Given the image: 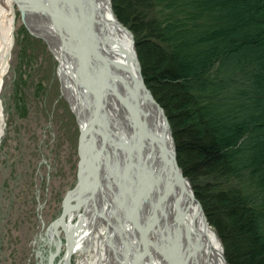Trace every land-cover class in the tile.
Here are the masks:
<instances>
[{
	"label": "bare ground",
	"instance_id": "6f19581e",
	"mask_svg": "<svg viewBox=\"0 0 264 264\" xmlns=\"http://www.w3.org/2000/svg\"><path fill=\"white\" fill-rule=\"evenodd\" d=\"M58 1L61 2L0 0V89L13 44L16 6L26 28L43 38L55 55L62 94L81 129L82 160L76 186L63 200L59 218L47 230L49 243L63 247V253L58 262L49 264H73V255L78 257L75 264H229L216 231L192 196L188 183L177 181L181 174L174 156L170 125L154 96L142 87L144 79L134 40L115 17L111 0H72L75 8L90 19L94 32V40L90 41L98 71L94 87L87 75L89 70L85 73L82 70L80 49L65 37L68 26L76 22L74 13L66 5L59 7ZM77 32L86 35L84 26L79 25ZM90 71L95 74L94 64ZM78 76V81L81 76L87 79L85 86L90 80L88 87L92 92L96 89L101 99L104 91L110 93L109 90L116 87L107 98L110 109L106 110V117L110 128L116 132L115 141L124 146L121 154L128 159L129 168L120 166L121 162L115 159L118 150L112 151L107 146L108 140L101 137L89 114L80 110L82 101L73 83ZM128 85L134 87V98L128 95ZM128 97L133 99L131 108L127 104ZM86 104L87 111H91V102ZM2 130L0 101V136ZM167 165L172 166L174 172L171 173ZM122 173L137 179L136 186L127 187L128 179ZM123 188L136 193L138 205L147 210L156 205L163 214L156 223L159 236L150 260L151 243L146 246L140 239L144 215H138L137 227L134 226L130 193L121 192Z\"/></svg>",
	"mask_w": 264,
	"mask_h": 264
},
{
	"label": "trees",
	"instance_id": "16d2710c",
	"mask_svg": "<svg viewBox=\"0 0 264 264\" xmlns=\"http://www.w3.org/2000/svg\"><path fill=\"white\" fill-rule=\"evenodd\" d=\"M111 6L227 262L264 264V0Z\"/></svg>",
	"mask_w": 264,
	"mask_h": 264
},
{
	"label": "rangeland",
	"instance_id": "374dc122",
	"mask_svg": "<svg viewBox=\"0 0 264 264\" xmlns=\"http://www.w3.org/2000/svg\"><path fill=\"white\" fill-rule=\"evenodd\" d=\"M15 9L0 89V264L56 263L63 247L49 243L47 230L76 186L82 137L61 93L55 55Z\"/></svg>",
	"mask_w": 264,
	"mask_h": 264
},
{
	"label": "water",
	"instance_id": "95a60500",
	"mask_svg": "<svg viewBox=\"0 0 264 264\" xmlns=\"http://www.w3.org/2000/svg\"><path fill=\"white\" fill-rule=\"evenodd\" d=\"M48 1H51V0H47V2ZM52 1H54V0H52ZM58 2H60V1H58ZM58 5H59V7H61V5L62 6L66 5V7H68L74 13V16H75L74 18L76 19L77 23L73 22V24L71 26H68V28L66 29L67 31L65 32V37H66V40L68 42H70L75 47H78L80 49V51H81L80 55L83 57V64L81 66L82 70H83L84 73H85V71L88 72L87 69L89 70L87 75L90 77L91 82H93V86H91V87H94V84L96 85V82L98 80V71H97V60L96 61L94 60L95 51L93 50V44H90V41L94 40V37L92 35V33H94V32H93V30L91 29V26H90L91 25L90 24L91 21H90V19L85 17L79 10H77V8H75L76 6H75V4H74V2L72 0L71 1H67V0H63L62 1L61 0V2L58 3ZM120 24L122 25V23H120ZM79 25L80 26H84V29L86 31L85 37L80 35L77 32V30L79 28ZM123 27H125L128 30V32L130 33V35H131V37L133 39V35H132L131 31L126 26H123ZM133 43H134V41H133ZM91 58H92L93 62H92V60H90ZM88 59H89V61H88ZM92 64H94V66H95V71H94L95 74L91 73V71H90V66L92 67ZM85 65H86V68H85ZM77 78H79V76L75 77V79H77ZM85 80H87V79H83V77L81 76V79H79V81H78V79L73 81L74 85L76 86L77 97L80 98V101H82V105L80 107V110L85 115L89 114L88 117L91 118L93 123L96 125V127L99 128V131H100V133L102 135L101 137L104 140L105 139L108 140L107 146H109L112 151H113V149H117L118 150V153L115 150H114V152L117 153V156L115 157V159H117V162H118V160L121 162L120 166H122V168H124V167L125 168H127V167L129 168L130 165L127 163L128 159L125 157V155L121 154L122 150H124V146L122 144L118 145L117 142L115 141L116 138L113 135L116 132L110 128V125L108 124V118L106 117V110L110 109L109 100L107 98L110 95V93L115 91L116 87L113 86L112 89L109 90L110 93L104 91V94H103L102 99H101V97L98 94L96 89H95V91L92 92L91 88L88 87V85L91 84L90 80L87 81L88 83L85 86V83H84ZM142 87L144 89H146L148 91V93L153 97V95L151 94V91L146 86L145 82H143V86ZM130 88H128V95L131 94L132 98H134L135 97L134 87H130ZM61 93H62V91H61ZM153 99L156 101L157 105L159 106V108L163 112V114H165L164 111H163V108L161 107V105L157 102V100L154 97H153ZM65 100L67 101L66 98H65ZM131 101H133V99L130 98V100H129V97H128V101H127L128 103L127 104H128L129 108H131V105H132ZM87 102H91V106H92V110L91 111H87L88 110L87 109V104H86ZM75 120H76V118H75ZM165 120L167 121V124L169 126L168 119H167L166 116H165ZM76 122H77V120H76ZM77 124H78V122H77ZM78 126H79V124H78ZM80 130L81 129H80V126H79V132L80 133H79L78 139L81 136V131ZM163 141L165 142V140H163ZM79 142L80 141H78L77 149L80 147ZM164 142H163V144H164ZM173 145H174V143H173ZM163 146H164V150H165V145H163ZM120 154H121V156L124 159V163H123L122 158L120 157ZM174 156L176 158L175 145H174ZM177 166H178V170L180 171V174H181V177H182V178L180 177V179H177V177H176L177 181H179V182L184 184V180H186V182L188 183V185L190 187L192 196L195 198V200L198 202L200 208L203 210L199 200L194 195L192 186H191L188 178L183 175V173L181 171V168L179 167L178 163H177ZM167 168L170 171L172 170L171 173L174 172L172 166L170 168L167 165ZM122 174H124V178L126 177L128 179L129 184H128L127 187L132 188L131 187L132 184H134V186H136V182H138L137 179L131 178L128 174H125V173H122ZM126 185H127V183H126ZM120 187H123V186H120ZM120 190H121V192H125V193L129 192L130 193V199H131V202H132V209H134V214H135V221L133 223L134 226L137 227V222L136 221H138V218H137L138 215L139 214L144 215L145 222H144L143 226L140 227V239H142V243L145 244L146 246H149V244L151 243V246H150L151 247L150 248V257H149V260H150L152 258L153 248L156 247L155 246V244L157 243L156 240H157V238L159 236V231H158V229H156V223L160 222L161 218H163V214L161 213V210L159 209V207L157 208L156 205H154L153 209H150V210H147L145 207H142V206L138 205L137 198H136V195H135L136 193L133 194L132 190L127 191L126 188H123V189H120ZM150 198H152L151 202H152V204H154L153 203L154 197H152V195H151ZM156 213L159 214L160 216L157 217ZM146 231H147V234H146ZM148 233H149V236H148ZM151 238H153V239H152V241L149 242V239H151ZM150 263L151 262H149V264Z\"/></svg>",
	"mask_w": 264,
	"mask_h": 264
}]
</instances>
